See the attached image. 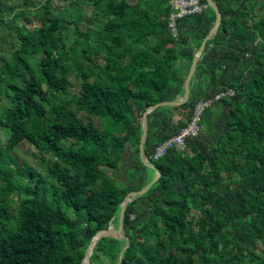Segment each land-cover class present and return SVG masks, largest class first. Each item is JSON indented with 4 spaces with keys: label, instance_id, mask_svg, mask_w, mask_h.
Returning <instances> with one entry per match:
<instances>
[{
    "label": "trees",
    "instance_id": "1",
    "mask_svg": "<svg viewBox=\"0 0 264 264\" xmlns=\"http://www.w3.org/2000/svg\"><path fill=\"white\" fill-rule=\"evenodd\" d=\"M213 2L221 23L188 101L147 115L144 154L160 177L127 204L125 239L101 237L90 264H264V4ZM170 13L169 0H0V31L17 41L0 55V264H81L153 178L141 116L183 96L215 22L207 7L178 20L175 39ZM199 101L210 105L197 136L154 161ZM22 146L41 170L19 164Z\"/></svg>",
    "mask_w": 264,
    "mask_h": 264
},
{
    "label": "water",
    "instance_id": "2",
    "mask_svg": "<svg viewBox=\"0 0 264 264\" xmlns=\"http://www.w3.org/2000/svg\"><path fill=\"white\" fill-rule=\"evenodd\" d=\"M206 4L215 14V22H214L213 27L209 31V33L203 38L200 46L198 47V49L196 50V52L193 56V59L191 61V65H190L188 73H187V76H186L184 83H183V96L176 99V100H173V101H162V102H159V103H156L152 106L147 107L145 112L141 116V119H140L141 136H140L139 146H138V156H139L141 163L145 167L154 171V176L146 184V186H144L142 189L129 192L124 197L123 201L120 203V209H119V213H118V223H117L116 230H112L111 229L112 226H109L107 230L102 231V232H98L90 241V244L85 251L84 258H83L81 264H90L89 257L91 255L92 249L101 237L113 236L118 240H124L125 239V236L123 233V218H124V213H125V209H126L127 204L129 202H131L133 198H136V197H139V196H142L143 194H145L149 190V188L160 177L159 171L155 169L154 165H152V163H150V161L147 159V157L144 154V143H145V139H146V135H147V115L159 107H164V106L178 107V106H181L188 101L189 94H190L189 93V82H190V79L192 78V76L195 72L196 64H197L198 60L200 59V57L204 51L206 42L208 40H210L217 33L219 26H220V23H221V13L219 12L218 7L215 5L213 0H206ZM124 249L120 253L119 260H118L119 262L121 261V255H122Z\"/></svg>",
    "mask_w": 264,
    "mask_h": 264
},
{
    "label": "built area",
    "instance_id": "3",
    "mask_svg": "<svg viewBox=\"0 0 264 264\" xmlns=\"http://www.w3.org/2000/svg\"><path fill=\"white\" fill-rule=\"evenodd\" d=\"M171 13L168 17V30L170 35L177 39V21L191 15L200 14L207 9V4L199 0H169ZM231 95V92H229ZM221 95L216 96L218 99ZM210 105V101H199L196 103L188 124L178 131L177 134L163 140L156 147L152 155L154 161L160 160L171 149L178 151L186 150V139L195 137L200 130V118L202 112Z\"/></svg>",
    "mask_w": 264,
    "mask_h": 264
},
{
    "label": "rangeland",
    "instance_id": "4",
    "mask_svg": "<svg viewBox=\"0 0 264 264\" xmlns=\"http://www.w3.org/2000/svg\"><path fill=\"white\" fill-rule=\"evenodd\" d=\"M86 13H89L90 10H86ZM69 41H67L68 43ZM17 46V41L16 38L12 35L11 37L8 35V33L2 29V31H0V55H4L6 58H8L9 52L11 51V49L15 48ZM35 60L38 61L39 60V56L35 57ZM77 85L75 86V88L73 89V92H75L77 90ZM5 105V99L2 95H0V109ZM176 118V117H175ZM0 138L2 143L4 142V138H3V130L0 129ZM26 146H22L19 149H17L14 153L13 156L18 160L19 164L25 160L26 162H28L29 164H31L32 166L36 167L38 170H41L40 166L34 161L33 158H31L30 156H28L26 154ZM104 171L106 172V174H111V173H116V174H120L119 179H121V181L126 184V180L125 177L122 175V172L120 171H111V169L109 168H104ZM112 230H116V227L114 228L112 226L111 228Z\"/></svg>",
    "mask_w": 264,
    "mask_h": 264
},
{
    "label": "crops",
    "instance_id": "5",
    "mask_svg": "<svg viewBox=\"0 0 264 264\" xmlns=\"http://www.w3.org/2000/svg\"><path fill=\"white\" fill-rule=\"evenodd\" d=\"M259 1L264 4V0H259Z\"/></svg>",
    "mask_w": 264,
    "mask_h": 264
}]
</instances>
